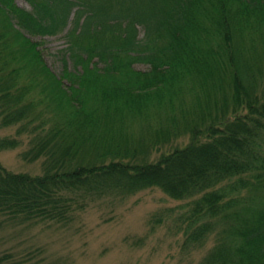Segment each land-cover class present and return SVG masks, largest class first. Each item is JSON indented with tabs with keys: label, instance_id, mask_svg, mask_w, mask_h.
<instances>
[{
	"label": "trees",
	"instance_id": "16d2710c",
	"mask_svg": "<svg viewBox=\"0 0 264 264\" xmlns=\"http://www.w3.org/2000/svg\"><path fill=\"white\" fill-rule=\"evenodd\" d=\"M24 1L0 0V152L42 174L0 162V227L157 188L203 264H264V0ZM58 35L59 75L32 40Z\"/></svg>",
	"mask_w": 264,
	"mask_h": 264
},
{
	"label": "rangeland",
	"instance_id": "374dc122",
	"mask_svg": "<svg viewBox=\"0 0 264 264\" xmlns=\"http://www.w3.org/2000/svg\"><path fill=\"white\" fill-rule=\"evenodd\" d=\"M17 4L30 10L24 0ZM39 43L47 66L62 72L59 52L66 48L64 35L32 38ZM138 69H146L137 65ZM16 128H0V138L15 136ZM23 146L0 152V162L13 173L42 174V160L25 162ZM188 210L160 189L138 192L125 200H105L90 207L73 227L51 224L34 227H0V256L13 264H203L215 240L204 248L184 245L179 227Z\"/></svg>",
	"mask_w": 264,
	"mask_h": 264
}]
</instances>
